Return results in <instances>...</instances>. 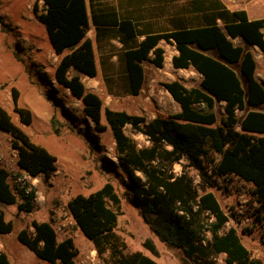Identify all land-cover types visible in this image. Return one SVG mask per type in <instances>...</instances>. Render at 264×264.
<instances>
[{"label":"trees","instance_id":"obj_1","mask_svg":"<svg viewBox=\"0 0 264 264\" xmlns=\"http://www.w3.org/2000/svg\"><path fill=\"white\" fill-rule=\"evenodd\" d=\"M188 1L189 10L199 14L204 26L148 35L124 53L132 96L142 89V63L162 68L163 50L158 47L161 40L175 46L177 55L171 61L174 69L192 68L201 76L193 87L179 80L163 83L180 111L151 121L125 111L104 109L101 98L82 83L80 75L94 78L97 74L92 44L85 35V0H35L32 13L44 25L51 50L58 57L54 82L81 103L84 116L97 133L106 130L104 114L115 143L117 167L128 180L133 202L150 232L161 243L179 249L192 264H216L219 256H223L222 264H264L251 257L235 229L225 228L228 216L210 190L214 184L205 179L207 167L215 177L239 178L251 186L264 209V112L252 109L264 104V85L255 77L252 52L232 42L238 38L264 55V19L248 20L244 10L229 11L219 0ZM121 25L127 27L126 22ZM208 51H215L218 58L205 55ZM234 65H238V74ZM11 95L20 125L29 126L31 113L16 105L14 90ZM217 105L223 110L220 119L215 113ZM240 111L245 113L238 118ZM50 124L58 135L63 125L55 117ZM127 125L143 134L149 145L138 147L125 135ZM0 131L9 135L20 171L43 180L57 171L56 158L31 142L2 107ZM96 142L94 139L92 144ZM181 159L187 161V167L177 175L171 173L172 165ZM186 168L198 172L202 181L199 191ZM8 177L0 167V205H15L17 212L32 213L36 208L35 190L31 188L27 195L15 193ZM67 210L75 227L105 264H158L141 252L126 251L124 240L115 232L120 199L110 183L87 196H73ZM12 228L11 221H5L0 211V234H9ZM17 240L48 264H75L77 249L73 240L59 241L50 222L32 220L29 227L18 232ZM143 246L157 255L150 241ZM0 264H10L3 251Z\"/></svg>","mask_w":264,"mask_h":264},{"label":"rangeland","instance_id":"obj_2","mask_svg":"<svg viewBox=\"0 0 264 264\" xmlns=\"http://www.w3.org/2000/svg\"><path fill=\"white\" fill-rule=\"evenodd\" d=\"M229 2L236 6L240 0ZM33 3L34 0H0V107L9 113L31 142L56 158L57 171L48 180H27V184L35 190L36 198V210L31 214L17 212L15 205H0L4 220L11 221L13 227L11 233L0 234V250L6 253L10 264H47L22 245L17 240V234L29 227L32 220L48 221L59 241L65 238L73 240L77 249L75 264H105L97 257L91 242L75 227L67 210V202L78 194L87 196L108 182L120 199L115 232L124 240L127 252H141L158 264H192L179 249L161 243L144 222L129 192L128 180L117 167L115 143L104 114L102 123L106 130L97 133L84 116L81 103L54 82L53 69L58 57L51 50L44 25L34 18ZM245 9L250 16L262 14L264 0L248 2ZM250 50L257 57V50ZM256 75L258 79L264 78V69H258ZM125 88L129 90L128 83ZM160 88L161 84L156 90ZM100 89L98 87L95 93L101 98L104 109L125 111L146 121L156 117L166 118L178 111L176 104L160 92L148 100L129 96L123 93L122 88L115 95H108V91L105 93ZM12 90L17 94L16 105L31 113L32 121L27 127L20 125L13 112ZM252 109L264 111V106ZM215 113L220 119L222 107L217 105ZM244 113L237 112L238 118ZM52 117L63 125L58 135L51 128ZM124 133L138 147L149 145L147 138L129 125L124 127ZM94 139L97 140L96 144H92ZM16 159L17 155L10 147L9 135L0 131V167H6L8 173H19L15 166ZM182 167H187L185 159L173 164L170 172L177 175ZM186 170L199 191L202 181L198 172L192 168ZM205 173V179L214 184L210 190L228 216L225 228L235 229L251 257L264 262V209L252 194L251 186L235 176L215 177L210 167ZM136 175L145 181L140 173ZM146 241L154 245L157 255L144 248ZM222 259L223 256H219L216 264H222Z\"/></svg>","mask_w":264,"mask_h":264},{"label":"crops","instance_id":"obj_3","mask_svg":"<svg viewBox=\"0 0 264 264\" xmlns=\"http://www.w3.org/2000/svg\"><path fill=\"white\" fill-rule=\"evenodd\" d=\"M253 1L240 0L234 6L229 0H219L229 11L244 10L248 20L264 19V13L250 16L245 9L246 3ZM188 2V0H85L88 20L85 35L92 44L97 69L94 78L80 75L85 88L95 93L97 88L100 87V90L103 89L105 93L108 91V95L118 94L119 89L125 88V84L128 83L124 60V53L127 50L136 47L148 35L165 34L183 28L204 26L205 23L201 22L199 14L189 10ZM124 22L127 23V27H121ZM217 23L221 25L220 21H217ZM232 42L234 45L242 46L245 50H257V57L253 55L256 61L255 77L264 85V78L258 79L256 75L258 69H264V55L262 52L257 47H247L238 38L232 40ZM158 47L163 50V66L157 68L149 62L142 63V89L137 96L133 97H143L149 100L156 97L155 93L160 92L172 100L163 87L159 91L156 90V87L176 80L181 81L186 87L192 84L197 86L201 80V76L192 68L174 69L172 67V57L177 55L173 44L161 40ZM205 55L215 59L218 58L215 51L205 52ZM232 68L238 74V65H234ZM123 93L132 96L129 94L128 88L123 89ZM172 102L175 103L173 100ZM176 106L178 113L180 107L178 104ZM261 106H264V104ZM15 166L18 172H23L18 169L16 161ZM3 168L8 172L6 167ZM8 182L9 184L11 182L9 177Z\"/></svg>","mask_w":264,"mask_h":264},{"label":"built area","instance_id":"obj_4","mask_svg":"<svg viewBox=\"0 0 264 264\" xmlns=\"http://www.w3.org/2000/svg\"><path fill=\"white\" fill-rule=\"evenodd\" d=\"M9 178L11 181L12 190L15 193L24 192L26 195L30 192L31 186L27 184V180L30 179L26 173H11L9 172ZM29 185V186H28Z\"/></svg>","mask_w":264,"mask_h":264}]
</instances>
